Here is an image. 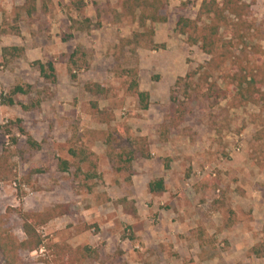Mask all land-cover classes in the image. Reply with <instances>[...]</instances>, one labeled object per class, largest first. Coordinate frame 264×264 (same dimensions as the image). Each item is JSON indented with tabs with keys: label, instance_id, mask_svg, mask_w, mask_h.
Masks as SVG:
<instances>
[{
	"label": "rangeland",
	"instance_id": "obj_1",
	"mask_svg": "<svg viewBox=\"0 0 264 264\" xmlns=\"http://www.w3.org/2000/svg\"><path fill=\"white\" fill-rule=\"evenodd\" d=\"M75 1L47 0L46 7L39 1L29 18L20 9L24 0H0V29L20 32L0 30V231L24 239L14 209H68L39 227L44 247L23 252L22 264H69L70 255L80 257L70 250L83 246L98 259L75 264H188L190 258L197 264H264L250 253L264 244V106L212 105L194 88L187 91L192 99L185 98L184 86L174 88L179 77L210 60L175 32L180 16L196 18L200 0L170 2L168 23L154 26L156 44L165 45L157 51L121 42L142 29L128 20L115 23L112 11L120 0H84L81 11ZM245 2L251 6L247 43L264 52V0ZM13 46L25 53L6 62L2 50ZM77 47L87 53L89 69L73 80L67 59ZM253 60L245 64L264 76V56ZM36 61L55 63L56 84L41 78ZM133 69L140 89L151 95L147 111L127 90ZM88 83L104 84L111 93L92 97L84 91ZM16 85L32 87L16 97L29 111L1 104V95ZM172 96L187 103L182 119ZM92 100L114 115L111 123L93 114ZM18 120L41 150L26 144L11 124ZM82 146L95 154L98 178H86L87 165L82 174L74 166L70 173L59 170V160L74 162L68 152ZM130 150L135 154L127 164ZM159 178L166 192L151 194L149 183Z\"/></svg>",
	"mask_w": 264,
	"mask_h": 264
},
{
	"label": "trees",
	"instance_id": "obj_2",
	"mask_svg": "<svg viewBox=\"0 0 264 264\" xmlns=\"http://www.w3.org/2000/svg\"><path fill=\"white\" fill-rule=\"evenodd\" d=\"M42 2L47 6V0H24L20 9L29 17H33L38 11V3ZM172 0H120L119 9L113 10L115 23L128 20L137 24L142 29L141 32L134 33L130 38H122L121 42L132 47L133 50L145 47L152 50L165 49V45L156 44L154 40L156 24H166L169 21V6ZM76 11L85 8L84 0L72 2ZM251 12V6L245 0H203L195 19L180 16L177 20L175 32L186 38L187 44L199 47L200 51L210 57V60L204 66H199L191 70L185 77H179L174 88L184 86V96L186 99H192L187 93L188 89L193 91L212 105L227 100L232 108H242L248 105L264 106V76H257L245 63H255L254 58L264 56L260 47L248 45L246 32L248 31V22L245 20ZM90 23V20H86ZM98 23L96 27H100ZM1 30V29H0ZM227 32V34H225ZM4 35H20L18 28L1 30ZM242 47V48H240ZM240 48V49H239ZM239 51V52H237ZM3 59L6 62L20 58L25 53L24 47H5L2 50ZM239 55H244L239 56ZM38 68L41 78L51 84L58 81L55 63L53 61H36L33 64ZM68 72L73 80L78 78V74L89 69L88 55L81 47H77L67 59ZM129 75L132 79L126 82L127 90L138 101L139 109L147 111L151 107V95L149 92L142 91L138 82V70L133 69ZM219 73L220 77L214 78V74ZM221 81V82H219ZM204 84L206 91L200 92V84ZM194 86V87H193ZM31 86L16 85L9 94L1 95V104L6 106L20 105L23 111L31 109L28 105L18 104L16 97L18 95H28L31 93ZM84 91L92 97H107L111 93V88L100 83H88L84 86ZM175 113L181 119L184 118L187 109V103L180 102L175 96L171 97ZM39 105V104H38ZM92 112L95 116L105 123L109 124L114 120V115L106 109H102L97 100L90 102ZM171 122L175 120L170 119ZM17 126L18 133L26 137V144L30 149L41 150V143L28 135L25 128L21 125V120L11 123ZM12 130H7V135H11ZM17 143V139L13 138ZM137 144V141H135ZM74 162L69 160H59V170L62 173H70L72 167H76V173L82 174V166L90 167L84 175L88 180L98 178L97 166L94 161L95 154L85 147H73L68 152ZM135 151L130 150L127 153L130 164ZM131 157V158H130ZM142 157L149 158V154H142ZM134 158V157H133ZM127 171L131 173V168ZM33 174L42 173L41 170H35ZM132 175V174H130ZM29 182V178H26ZM20 185V184H19ZM21 187L19 186V189ZM149 192H166L165 181L162 178L155 179L149 183ZM19 215L22 223L24 239L19 240L7 231H0V259L2 264H22L21 254L23 252H37L44 247L45 239L39 227L46 225L51 220L66 215L68 209L66 206H59L52 210L41 213H29L22 210H11ZM230 226V225H228ZM73 254L68 258L69 264L82 262L86 259H98L95 250L88 246L79 247L70 250ZM250 253L256 258H264V244L256 245L250 249ZM188 264H197L192 258Z\"/></svg>",
	"mask_w": 264,
	"mask_h": 264
},
{
	"label": "crops",
	"instance_id": "obj_3",
	"mask_svg": "<svg viewBox=\"0 0 264 264\" xmlns=\"http://www.w3.org/2000/svg\"><path fill=\"white\" fill-rule=\"evenodd\" d=\"M203 0H200V3L202 2Z\"/></svg>",
	"mask_w": 264,
	"mask_h": 264
}]
</instances>
